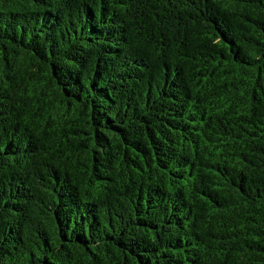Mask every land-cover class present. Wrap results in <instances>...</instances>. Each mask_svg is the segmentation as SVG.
Listing matches in <instances>:
<instances>
[{"label":"trees","instance_id":"trees-1","mask_svg":"<svg viewBox=\"0 0 264 264\" xmlns=\"http://www.w3.org/2000/svg\"><path fill=\"white\" fill-rule=\"evenodd\" d=\"M0 264H264V0H0Z\"/></svg>","mask_w":264,"mask_h":264}]
</instances>
